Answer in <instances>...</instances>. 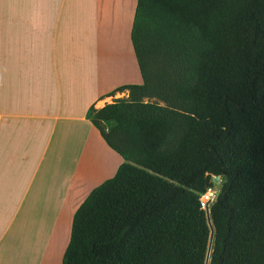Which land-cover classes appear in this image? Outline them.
Segmentation results:
<instances>
[{
	"label": "trees",
	"instance_id": "16d2710c",
	"mask_svg": "<svg viewBox=\"0 0 264 264\" xmlns=\"http://www.w3.org/2000/svg\"><path fill=\"white\" fill-rule=\"evenodd\" d=\"M131 37L143 84L89 113L124 162L62 264H206L213 176L209 264H264V0H138Z\"/></svg>",
	"mask_w": 264,
	"mask_h": 264
},
{
	"label": "crops",
	"instance_id": "0c3cea01",
	"mask_svg": "<svg viewBox=\"0 0 264 264\" xmlns=\"http://www.w3.org/2000/svg\"><path fill=\"white\" fill-rule=\"evenodd\" d=\"M117 1L0 0V264H62L75 212L124 162L89 114L144 81L138 0Z\"/></svg>",
	"mask_w": 264,
	"mask_h": 264
},
{
	"label": "rangeland",
	"instance_id": "374dc122",
	"mask_svg": "<svg viewBox=\"0 0 264 264\" xmlns=\"http://www.w3.org/2000/svg\"><path fill=\"white\" fill-rule=\"evenodd\" d=\"M112 1V5L109 6L108 8H106V11L109 12V13H112V12H116V14L119 13L120 11V6H119V3L117 0H111ZM112 15V14H110ZM106 22H108V20L105 19ZM101 24H102V21H101ZM123 95H119L117 97H122ZM126 97V96H125ZM147 99L149 98H145L144 100L146 101ZM111 98H109L107 101L108 103H111L112 101H110ZM149 100L151 101H159L158 98L154 97V98H150ZM110 127V124H107L106 128L109 129ZM225 178L224 177H216V176H213V187L210 188L202 197V200L205 204V208L206 207H211L212 203L214 202V200L216 199V196L218 195L219 191H220V188L224 182Z\"/></svg>",
	"mask_w": 264,
	"mask_h": 264
},
{
	"label": "water",
	"instance_id": "95a60500",
	"mask_svg": "<svg viewBox=\"0 0 264 264\" xmlns=\"http://www.w3.org/2000/svg\"><path fill=\"white\" fill-rule=\"evenodd\" d=\"M206 210H207V217H208V220H209V224L211 226V239H210V244H209V250H208V256H207V260H206V264H209V261H210V252H211V248H212V242H213V235H214V228H213V225H212V221H211V218H210V210H209V207H206Z\"/></svg>",
	"mask_w": 264,
	"mask_h": 264
},
{
	"label": "built area",
	"instance_id": "2783aa9c",
	"mask_svg": "<svg viewBox=\"0 0 264 264\" xmlns=\"http://www.w3.org/2000/svg\"><path fill=\"white\" fill-rule=\"evenodd\" d=\"M216 177H219V176H216ZM202 204H203V206L205 207V204H204L203 200H202Z\"/></svg>",
	"mask_w": 264,
	"mask_h": 264
}]
</instances>
